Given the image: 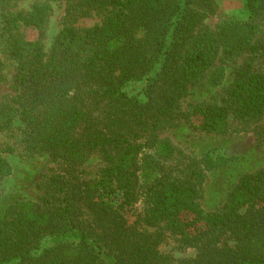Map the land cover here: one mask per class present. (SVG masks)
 Returning <instances> with one entry per match:
<instances>
[{"label":"trees","instance_id":"obj_1","mask_svg":"<svg viewBox=\"0 0 264 264\" xmlns=\"http://www.w3.org/2000/svg\"><path fill=\"white\" fill-rule=\"evenodd\" d=\"M21 1L0 0V53L18 62L26 149L49 152L67 169L45 180L37 202L0 198V264H170L159 251L165 231L197 250L187 264H264V169L242 177L220 212L206 213L199 203L201 172H192L196 180L169 179L161 165L138 161L148 144L157 155L172 156L159 133L179 117L209 133L224 132L229 115L243 122L264 118V72L251 65L236 71L227 107L179 112L220 50L227 57L250 45L264 52V44H252L253 21L203 29L214 0H66L71 20L94 11L106 16L88 28L66 26L47 54L22 28L42 30L50 7L39 3L25 12L17 9ZM246 8L254 20L264 0H246ZM140 80L142 97H130L128 86ZM255 137L264 142V123ZM94 153L106 167L97 180L80 181L76 169ZM10 173L0 151V179ZM140 182L148 207L138 222L154 231L125 217Z\"/></svg>","mask_w":264,"mask_h":264},{"label":"rangeland","instance_id":"obj_2","mask_svg":"<svg viewBox=\"0 0 264 264\" xmlns=\"http://www.w3.org/2000/svg\"><path fill=\"white\" fill-rule=\"evenodd\" d=\"M46 3L50 7L48 21L42 30L22 28L27 40L39 39L44 51L49 54L57 37L66 26L77 29L91 27L102 22L106 12L94 11L89 16L75 20L66 14V0H23L17 9L28 11L34 4ZM215 10L203 23V29L218 32L224 24L253 21L256 25L252 44H264V12L254 20L249 19L246 0H214ZM249 47L227 57L220 50L215 63L202 77L189 87L188 95L181 101L179 112L183 116L194 106L217 105L227 107L228 89L231 88L236 71L245 65L264 72V52L254 51ZM0 151L11 166L9 176L0 179V198L13 196L22 201L37 202L43 194L45 180L67 169L64 162L49 152L30 153L26 149L24 124L19 116L20 106L18 84L15 81L18 62L0 53ZM145 80V79H144ZM144 80L132 82L127 92L130 97L139 95L145 84ZM92 110L95 105L91 106ZM102 106L93 112L97 115ZM8 118V120L6 119ZM7 120V121H6ZM259 121L243 122L229 115L227 129L224 132H204L179 117L171 126H166L159 133V139H166L174 152L168 159L156 154L155 148L145 145L139 154V164L149 161L161 165L163 174L169 179L192 178L193 171L203 175L201 183L202 210L206 213L220 212L227 203L229 195L238 186L242 177L264 169V142L259 143L255 137ZM193 124H196L195 122ZM144 141H141L143 143ZM11 151H8L10 150ZM224 159L222 166L215 161ZM106 163L100 153L92 154L76 169L80 181H94ZM116 203L121 202L119 194L114 195ZM148 207L146 188L139 183L136 201L125 210V217L130 225L154 231L156 227H144L138 220ZM163 225V224H162ZM179 235L165 231V238L159 245V251L169 257L170 264H187L194 258L197 250L182 246ZM230 244H233L230 240Z\"/></svg>","mask_w":264,"mask_h":264}]
</instances>
